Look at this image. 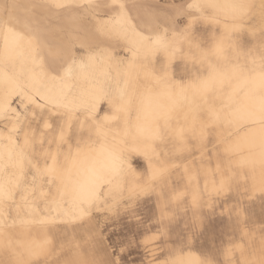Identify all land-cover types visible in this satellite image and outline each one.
<instances>
[{"label":"snow or ice","instance_id":"1","mask_svg":"<svg viewBox=\"0 0 264 264\" xmlns=\"http://www.w3.org/2000/svg\"><path fill=\"white\" fill-rule=\"evenodd\" d=\"M0 264H264V0H0Z\"/></svg>","mask_w":264,"mask_h":264}]
</instances>
